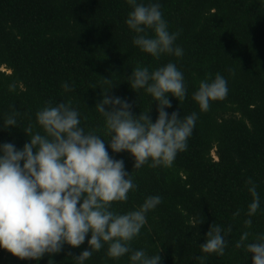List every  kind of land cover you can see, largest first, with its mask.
Listing matches in <instances>:
<instances>
[{
    "label": "trees",
    "instance_id": "1",
    "mask_svg": "<svg viewBox=\"0 0 264 264\" xmlns=\"http://www.w3.org/2000/svg\"><path fill=\"white\" fill-rule=\"evenodd\" d=\"M137 2L161 5L169 31L179 32L175 45L182 48V57L162 54L157 59L133 44L136 34L125 24L131 11L126 0H0V145L12 143L21 150L29 142L24 129L31 123L34 132L40 131L36 113L48 102L69 100L85 132H96L107 142L105 118L95 109L110 87L104 78L116 86L107 95L126 100L134 116L149 110L155 122L157 102L144 89L133 91L130 75L137 66L152 72L174 63L187 92L183 101L169 94L172 106L165 111L181 119L197 113L187 148L171 167L135 169L130 153H113L106 143L109 155L123 161L137 186L127 201L114 202L110 210L125 214L149 196L161 197L130 243L133 251L160 254V264H252V254L236 244L245 231L250 234L245 245L264 235V0ZM217 73L228 82L227 96L201 112L193 93ZM65 83L70 90L62 87ZM13 111L19 113L17 125L4 128ZM249 178L257 186L260 208L246 227ZM212 224L232 229L225 234L222 256L200 249ZM90 235L79 247L65 244L59 253L39 260H21L0 248V264H76L75 258L89 248ZM106 249L84 264H131V253L112 259Z\"/></svg>",
    "mask_w": 264,
    "mask_h": 264
},
{
    "label": "clouds",
    "instance_id": "2",
    "mask_svg": "<svg viewBox=\"0 0 264 264\" xmlns=\"http://www.w3.org/2000/svg\"><path fill=\"white\" fill-rule=\"evenodd\" d=\"M126 2L131 11L125 24L136 34L135 46L157 59L162 54L182 57V48L175 45L179 32L169 31L159 3ZM103 82L110 87L95 109L105 118L107 142L96 132H85L80 113L69 100L55 105L48 102L36 113L40 131L34 132L30 123L24 129L29 142L21 150L12 143L0 145V248L21 260H39L45 254L59 253L65 244L79 247L89 233V248L75 258L76 264H84L105 245L112 259L131 253V264H160L162 260L160 254L150 257L130 247L146 224V213L161 203V197L149 196L137 210L125 214L110 210L114 202L127 201L128 193L137 186L130 172L124 170L123 161L114 160L105 145L113 153H130L135 169L146 164L151 168L171 167L176 155L186 150L198 116L193 112L181 119L177 112L169 115L165 111L172 106L169 94L183 101L187 92L183 73L174 63L152 72L137 66L130 75L131 89H144L157 102L155 122L149 110L134 116L126 100L107 95L116 87H111V80L104 78ZM227 83L219 73L199 83L192 99L201 112L209 110L210 102L226 98ZM62 87L70 90L67 83ZM18 115L13 111L6 117L4 128L15 127ZM246 183L252 200L244 225L250 227L251 217L260 208V196L251 178ZM231 230L230 225L223 228L212 224L200 245L201 252L224 255L225 234ZM249 235L245 231L236 247H245L252 254V264H264V235L245 245Z\"/></svg>",
    "mask_w": 264,
    "mask_h": 264
},
{
    "label": "rangeland",
    "instance_id": "3",
    "mask_svg": "<svg viewBox=\"0 0 264 264\" xmlns=\"http://www.w3.org/2000/svg\"><path fill=\"white\" fill-rule=\"evenodd\" d=\"M0 70L3 71L4 69L3 68H0ZM211 155L214 156L213 153H211Z\"/></svg>",
    "mask_w": 264,
    "mask_h": 264
}]
</instances>
